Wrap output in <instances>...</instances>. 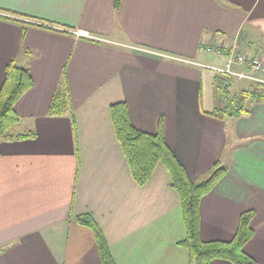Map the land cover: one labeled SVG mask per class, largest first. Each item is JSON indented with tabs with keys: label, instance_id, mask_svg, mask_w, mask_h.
Returning a JSON list of instances; mask_svg holds the SVG:
<instances>
[{
	"label": "crops",
	"instance_id": "0c3cea01",
	"mask_svg": "<svg viewBox=\"0 0 264 264\" xmlns=\"http://www.w3.org/2000/svg\"><path fill=\"white\" fill-rule=\"evenodd\" d=\"M31 19L60 26L15 22ZM215 41L226 55L235 47L264 62V0H0V88L13 60L35 82L9 134L34 137L0 139V264H102L80 215L98 223L117 264H189L180 196L162 164L145 185L134 181L111 120L118 102L143 132L155 134L163 118L166 143L193 183L227 167L201 202V238L230 241L253 210L245 252L264 264V100L254 98L260 83L225 77L233 93L248 94V112L208 115L225 104L200 66L226 67L202 50ZM63 81L70 105L52 117Z\"/></svg>",
	"mask_w": 264,
	"mask_h": 264
},
{
	"label": "trees",
	"instance_id": "16d2710c",
	"mask_svg": "<svg viewBox=\"0 0 264 264\" xmlns=\"http://www.w3.org/2000/svg\"><path fill=\"white\" fill-rule=\"evenodd\" d=\"M121 2L122 0H115L116 6L119 7ZM15 22L21 24L19 21ZM34 22L37 21L23 22V30H26L29 25H33ZM43 24L45 25H39L46 30L60 26L57 23L49 22H43ZM228 81L230 80H220L216 77L215 85L220 97L225 99V104L220 109H215L211 114H208L222 120L239 117L248 112L245 106L248 94L239 93L236 95L231 91L232 83ZM34 84V79L28 68L19 66L14 60L7 65L5 78L0 88V139L14 140L34 137L35 134L18 137L9 135L10 131L21 121L15 106L33 88ZM255 94L254 98L257 102L264 100V84L257 86ZM69 100L68 85L63 81L53 97L50 116L64 115L69 108ZM110 115L117 140L128 161L131 175L138 185H145L159 164L167 168L171 177V187L181 199L186 237L179 245L188 253L189 264H213L217 260L228 261L232 264H258L252 256L245 252V246L255 236V231L251 226L255 216L253 210L244 212L240 216L237 231L230 241L205 242L201 238V202L226 177L227 167L218 163L213 167L206 181L193 183L184 166L166 143L163 118L159 121L157 132L149 134L133 125L125 102L111 105ZM76 221L93 232L102 264H117L105 235L94 218L90 215H80L76 217Z\"/></svg>",
	"mask_w": 264,
	"mask_h": 264
},
{
	"label": "built area",
	"instance_id": "2783aa9c",
	"mask_svg": "<svg viewBox=\"0 0 264 264\" xmlns=\"http://www.w3.org/2000/svg\"><path fill=\"white\" fill-rule=\"evenodd\" d=\"M89 34H84L87 36ZM89 39H95L94 37L87 36ZM225 47L221 45L218 41H215L211 44L203 45L202 50L208 54L213 55L217 58L225 57L227 59V65L224 68L216 67L213 65L201 64L200 66L204 69L210 70L217 74H220L224 77L223 80H228L229 76H237L240 79H248L251 81H256L257 83L264 84V78L259 77L260 75L264 76V62L260 58L253 57L247 54L235 55V47L233 51L226 55ZM240 65L243 68H246V71L236 72L233 70L234 65ZM256 92V89H255Z\"/></svg>",
	"mask_w": 264,
	"mask_h": 264
},
{
	"label": "rangeland",
	"instance_id": "374dc122",
	"mask_svg": "<svg viewBox=\"0 0 264 264\" xmlns=\"http://www.w3.org/2000/svg\"><path fill=\"white\" fill-rule=\"evenodd\" d=\"M19 22H21V21H19ZM21 23H23V22H21ZM28 23H33V21L32 20H30V22H28ZM35 23H41V22H35ZM41 24H43V23H41ZM43 25H45V24H43ZM87 36H91V37H94L95 39H99V37H96L95 35H92V34H89V35H87ZM87 36H84V37H86L87 38ZM89 39V38H88ZM176 59H180V58H177V57H175ZM210 61H212V62H217L214 58H208ZM180 60H185V59H180ZM214 66H216V65H214ZM216 67H218V66H216ZM204 71H209V72H211V73H213L214 75H215V77H217L218 75L216 74V73H214V72H212V71H210V70H207V69H203ZM234 87V86H233Z\"/></svg>",
	"mask_w": 264,
	"mask_h": 264
}]
</instances>
